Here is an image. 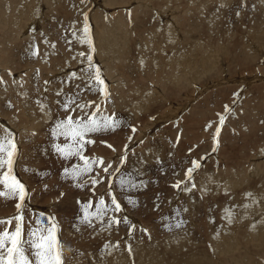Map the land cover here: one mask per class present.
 Here are the masks:
<instances>
[{
    "label": "rangeland",
    "instance_id": "374dc122",
    "mask_svg": "<svg viewBox=\"0 0 264 264\" xmlns=\"http://www.w3.org/2000/svg\"><path fill=\"white\" fill-rule=\"evenodd\" d=\"M6 1L0 0L1 17L5 19L13 14L12 18L15 21L19 19L16 22L19 24L16 28L14 25L7 28L5 24L6 28H3V23H0L3 25H0V131L9 130L18 149L12 174L25 185L27 193L22 208L25 230L37 227V222H42L40 226L43 227L54 223L63 247V258L66 259L64 264H72L74 255L85 262L93 250L94 254L101 252L102 248L111 252L119 247L118 243H123L126 254L130 255L131 241L135 239L148 243L150 239L162 241L173 237V234L178 235L175 237L185 236L192 245L181 253L179 260H185L190 253L196 252L198 260L206 262L210 259L211 264H237L241 255L244 256L245 264H264V232L253 236L249 233L255 224L264 223V13L260 11L264 8V0H199L200 5L195 6L192 4L193 0H178L179 3L177 0H170L173 3H169V0H55L51 4L48 3L50 0H13L10 1L12 3L8 1L9 9L4 7ZM184 7L193 9H188V12L183 10ZM196 15L199 18L195 25L187 23L188 18L193 19ZM97 21L100 22L99 25ZM177 23L189 25L190 28L194 25L196 30H177ZM116 26L119 28H115ZM12 27L16 29L15 32ZM104 31L106 35L103 34ZM170 32L172 34L168 35ZM40 33L41 36H38ZM102 34L113 40V43L107 42V47H110L108 49L102 40ZM9 37H12V42ZM251 38H254L253 42ZM98 42H101L102 47ZM107 50L112 51L111 56L106 55H109ZM173 52L187 53L192 60H179L181 64L171 63ZM88 56L91 60H88ZM246 56L253 58L248 60ZM19 59L23 60L16 62ZM201 63L203 67L200 66ZM171 68L184 75L180 77L183 82L173 79L169 72ZM96 69L104 81L103 85L90 79ZM145 70L146 73H143ZM188 79L191 83H188ZM124 97L130 100L127 101ZM73 100L75 103H72ZM125 102H128V108ZM122 103L126 108L120 106ZM76 104H89L90 107L81 110ZM136 104L146 108L137 109ZM65 105H69L67 111ZM6 109L9 111L6 112ZM85 113L88 115L85 116ZM93 114L101 126L99 130L86 134L85 139L91 143H85L82 151L89 159L102 158L103 164L98 167L93 165L92 172L76 178L65 174V169L83 167L84 160L77 156L65 159L55 150L54 145L69 143L63 136L55 134L57 125L68 116L86 121ZM221 117L224 118L222 124ZM106 118H111L109 123L115 121V126L104 127ZM229 129L231 132L235 131V134H231ZM238 131L243 133L237 136ZM251 144L254 148H251ZM249 146L251 150L247 148ZM140 147L142 151L146 150V154H151V149L160 147L158 152L155 151V158L158 159L152 157L155 152L152 156L149 154L148 159L146 156L145 158ZM147 147L151 148L150 152ZM243 150L247 152L244 153ZM135 153L140 154L137 157ZM39 159L43 162L40 163ZM246 159L249 160L246 162ZM105 161H109L107 165ZM137 161H144L143 168L139 167L141 164ZM193 161H199L200 166L192 173L191 179H188L186 174L193 167ZM37 162L43 165L38 167ZM105 165H111L107 172L103 171ZM134 165L135 168L139 167L138 171ZM217 169L222 171L218 173ZM4 171L6 169L0 170V178ZM229 174L239 178L237 185L226 181L221 187H209V191L206 186L204 190L201 188L204 179L214 176L225 178ZM202 175L208 178H202ZM180 176L185 177L182 180ZM193 177H197L196 181ZM92 179L100 182L94 185L91 183ZM194 181L199 183L198 186ZM178 183L180 186L174 187ZM199 185L201 189H198ZM190 187H198L199 191L191 189V192ZM0 190H4L2 185ZM248 193L252 195L249 196ZM185 195H192L191 199L196 205L192 204V209L198 211L203 208L204 211L198 215L193 214L191 208H188L189 202L186 203L190 197ZM112 197L121 206L119 210L113 211L115 205L111 204ZM101 198L113 212L108 209L105 218H96L91 213L96 211L95 207H98ZM17 201L15 198L0 197L1 207L3 205V208L0 207V220L8 221L20 214L15 208L19 202ZM89 202L92 207L85 209L84 206ZM201 202L204 204L201 205ZM235 206L245 213L241 219L230 223ZM123 208L127 211L131 209L129 212L132 215L126 216ZM166 209L168 212L163 213ZM119 211L123 214L119 215ZM116 215H119L120 220ZM85 216L91 220V224L82 222ZM124 219L126 228L122 222ZM176 219L179 222L175 223ZM112 220L122 222L125 229L119 230V222L113 224ZM173 222L175 226L171 231L169 224ZM195 223L205 227L202 229V236L198 235L199 238L202 237L197 238L199 240L195 238L201 229L197 230L198 225ZM209 223H212L211 227ZM14 226V221L7 225L10 230ZM217 226L233 230L229 254L216 255L220 251L219 247L215 253L207 249L206 233L209 234ZM4 227L2 225L0 229ZM110 228L119 233H116V242L107 241L112 237L108 234Z\"/></svg>",
    "mask_w": 264,
    "mask_h": 264
},
{
    "label": "bare ground",
    "instance_id": "6f19581e",
    "mask_svg": "<svg viewBox=\"0 0 264 264\" xmlns=\"http://www.w3.org/2000/svg\"><path fill=\"white\" fill-rule=\"evenodd\" d=\"M8 1L10 2V1H13V0H7L6 2H5V5H4V7L5 8H7V9H9L8 7L10 6V4L8 3ZM33 1V0H32ZM36 1H38V0H36ZM44 1V0H43ZM48 1V0H47ZM170 1V0H169ZM168 1V2H169ZM173 1V0H172ZM172 1H170L169 3H171ZM238 1V0H237ZM45 2H46V0H45ZM81 2V1H80ZM113 2V1H112ZM177 2H178V0H177ZM176 2V3H177ZM181 2H183V0L181 1ZM189 2V1H188ZM4 3V2H3ZM10 3H12V2H10ZM42 3V2H41ZM48 3L49 4H51V3H55V0H50V1H48ZM173 3V2H172ZM175 3V4H176ZM179 3V2H178ZM186 3H187V1H186ZM262 3H263V5H264V2L262 1ZM2 4V3H1ZM0 4V5H1ZM39 4H40V1H39ZM47 4V3H46ZM79 3H77V5H78ZM112 4V3H111ZM114 4V3H113ZM181 4V3H180ZM192 4L195 6V5H200V3H199V0H193L192 1ZM239 4V3H238ZM257 4H259V3H257ZM28 5V4H27ZM182 5H186V4H182ZM182 5H181V7H182ZM188 5V4H187ZM3 6V5H2ZM47 6H49V5H47ZM177 6V5H176ZM178 6H179V4H178ZM260 6V5H259ZM1 7V6H0ZM24 7V6H23ZM28 7V6H27ZM171 7V6H170ZM186 7V6H185ZM185 7H184V9L183 10H186V11H188V9H190L189 7H188V9H185ZM238 7V6H237ZM236 7V8H237ZM240 7V6H239ZM257 8H258V6H256ZM85 8H87L86 6H85ZM173 8V7H172ZM235 8V9H236ZM241 8V7H240ZM261 8H262V6H261ZM260 8V9H261ZM174 9H176V8H174ZM193 9V8H192ZM192 9H190V10H192ZM235 9H234V11H235ZM259 9V10H260ZM41 10V9H40ZM85 10V9H84ZM83 10V11H84ZM162 10V9H161ZM163 11V10H162ZM260 11H263V12H261V13H264V8H262V10H260ZM6 13H7V11H5ZM10 12V11H9ZM74 12V11H73ZM182 12V11H181ZM189 12V11H188ZM1 13V12H0ZM4 13V12H3ZM2 13V16L4 15ZM94 13V12H93ZM92 13V14H93ZM178 13H179V11H178ZM178 13H174V15L175 14H178ZM35 14H36V12H35ZM34 14V15H35ZM39 14H40V12H39ZM11 15H13V14H11ZM11 15H9V16H4L5 17V19L3 18V17H1V15H0V17H1V19H0V23H3V25L2 24H0L1 26H3V28L5 27L6 28V26H5V24L7 25V28H9L8 26H10V25H14V27L16 26V27H18V24L19 23H16V22H18V20L19 19H17L16 21H15V18H12V16ZM184 15V14H183ZM186 15V14H185ZM232 15V14H231ZM233 15H234V13H233ZM264 14H262V16H263ZM20 16V15H19ZM28 16V15H27ZM78 16V15H77ZM80 16V15H79ZM85 16V15H84ZM96 16V15H95ZM124 16V15H123ZM26 17V16H25ZM30 17V16H29ZM134 17V16H133ZM93 18V17H92ZM126 18V17H125ZM199 18V16L198 15H196V17L195 18H193V19H187V23H192V24H194L195 25V22L197 21V19ZM94 19H96V18H94ZM134 19V18H133ZM229 19V18H228ZM231 19V18H230ZM26 20V19H25ZM81 20V19H80ZM93 20V19H92ZM97 20H98V18H97ZM96 21V20H95ZM99 21V20H98ZM98 21H97V23H98ZM150 21V20H149ZM228 21V20H227ZM40 22V21H39ZM229 22V21H228ZM20 23H21V21H20ZM24 23V22H23ZM26 23V22H25ZM29 23V22H28ZM100 23V22H99ZM99 23H98V25H99ZM213 22H212V20L210 21V24H212ZM22 24V23H21ZM96 24V23H95ZM133 24V23H132ZM150 24V23H149ZM163 24V23H162ZM235 24H237V23H235ZM167 25V24H166ZM194 25H193V27L192 28H190V26L189 25H186V24H178L177 23V25L175 26V28L177 29V30H179L180 28L181 29H183V30H185V31H190L191 29L192 30H196L195 29V27H194ZM250 25H252V22L250 23ZM0 26V27H1ZM128 26V25H127ZM168 26V25H167ZM166 26V27H167ZM231 26V25H230ZM233 26V25H232ZM231 26V27H232ZM236 26V25H235ZM234 26V27H235ZM258 26V25H257ZM15 27V28H16ZM119 28V26H116L115 28ZM134 27V26H133ZM149 27V26H148ZM152 27V26H151ZM162 27H163V25H162ZM170 27V26H169ZM11 28V27H10ZM13 28V27H12ZM20 28V27H19ZM76 28V27H75ZM115 28H114V30H115ZM150 28V27H149ZM148 28V29H149ZM164 29H165V26L163 27ZM14 29V28H13ZM95 29V28H94ZM147 29V28H146ZM8 30V29H7ZM6 30V31H7ZM11 31H12V29H10ZM15 30L16 29H14V32H15ZM119 30V29H118ZM165 30H167V29H165ZM164 30V31H165ZM227 31H228V29H226ZM18 31V30H17ZM75 31V30H74ZM116 31V30H115ZM184 31V32H185ZM13 32V31H12ZM19 32V31H18ZM73 32V31H72ZM76 32H78V31H76ZM94 32H95V30H94ZM166 32V31H165ZM169 32V31H168ZM4 33V32H3ZM3 33H1V34H3ZM6 33V32H5ZM20 33V32H19ZM33 33V32H32ZM106 32L104 31V35H106L105 34ZM7 34V33H6ZM5 34V35H6ZM72 34V33H71ZM76 33H74V35H75ZM102 34V35H103ZM134 34V33H133ZM170 34H172V32H170L168 35H170ZM248 34V33H247ZM4 35V34H3ZM3 35H1V37L3 36ZM4 35V36H5ZM9 35V34H8ZM11 35V34H10ZM9 35V36H10ZM38 35V34H37ZM42 35H44V34H42ZM98 35V34H97ZM103 35V36H104ZM132 35V34H131ZM146 35V34H145ZM3 36V37H4ZM15 36V35H14ZM14 36H13V38H14ZM36 36V35H35ZM38 36H41V33L38 35ZM132 36H134V35H132ZM144 36V35H143ZM147 36V35H146ZM29 37V36H28ZM101 37V36H100ZM100 37H99V41H100ZM106 37V38H105ZM148 37V36H147ZM247 37H248V35H247ZM251 37V36H250ZM37 38V37H36ZM74 38H76V37H74ZM97 38H98V36H97ZM102 38V37H101ZM104 39H102L103 40V42H105V44H106V46L105 47H107V44L108 43H113V40L112 39H110L108 36H104L103 37ZM144 38V37H143ZM194 38V37H193ZM12 40V37L10 38L9 37V40ZM38 39V38H37ZM37 39H36V41H37ZM39 39H40V37H39ZM252 39V38H251ZM254 39V38H253ZM251 40L252 42L254 41V40ZM1 40H3V39H1ZM8 40V39H7ZM6 40V41H7ZM10 40V41H11ZM24 40V39H23ZM42 40H43V36H42ZM136 40V39H135ZM44 41V40H43ZM77 40L75 39V42H76ZM251 41H249V42H251ZM8 42V41H7ZM12 42V41H11ZM45 42V41H44ZM102 42V41H101ZM101 42H98L99 44L98 45H100L101 44ZM108 42V43H107ZM138 42V41H137ZM185 42V41H184ZM10 43V42H9ZM36 43V42H35ZM40 43V42H39ZM43 43V42H42ZM82 43V42H81ZM136 43V42H135ZM139 43V42H138ZM2 44V43H1ZM14 44V43H13ZM49 44V43H48ZM80 44V43H79ZM137 44V43H136ZM140 44V43H139ZM251 44V43H250ZM9 45V44H8ZM7 45V46H8ZM87 45V44H86ZM10 47H11V45H9ZM32 46H33V43H32ZM41 46H43V45H41ZM47 46V45H46ZM49 46V45H48ZM78 46V45H77ZM83 46H84V44H83ZM88 46V45H87ZM101 46V45H100ZM104 46V45H103ZM5 47H6V44H5ZM45 47V46H44ZM44 47H42L43 49H44ZM50 47V46H49ZM102 47V46H101ZM109 47V46H108ZM108 47H107V49H108ZM1 48V47H0ZM3 48V47H2ZM7 48H9V47H7ZM32 48V47H31ZM90 48V47H89ZM110 48V47H109ZM143 48V47H142ZM194 48V47H193ZM4 49V48H3ZM10 49V48H9ZM13 49V48H12ZM41 49V48H40ZM87 49H88V47H87ZM87 49H86V52H87ZM34 50V49H33ZM78 50V49H77ZM1 51H3V50H1ZM81 51V50H80ZM140 51V50H139ZM43 52H45V51H43ZM43 52H41V53H43ZM83 52V51H82ZM81 52V53H82ZM107 53H109V55L108 54H106L107 56H111L110 54L112 53V51H109V50H107L106 51ZM46 53V52H45ZM80 53V52H79ZM88 53V52H87ZM100 53H103V52H100ZM189 53V52H188ZM196 53V52H195ZM12 54H14V53H12ZM38 54V53H37ZM39 54H40V52H39ZM84 54H86V53H84ZM173 55L171 56V63H173V62H177V63H179L178 61L180 60V61H191L192 60V57H190V55H186L187 53H183V54H175L174 52L172 53ZM208 54H209V52H208ZM249 54H250V52H249ZM249 54H247V55H249ZM43 55H44V53H43ZM198 56V55H197ZM209 56V55H208ZM255 56V55H254ZM89 57V56H88ZM207 57V56H206ZM249 57H251L250 55H249ZM249 57H247L246 56V58L248 59ZM252 58H253V56H252ZM251 58V59H252ZM16 59V58H15ZM21 59V58H20ZM19 59V61H16V62H18V63H20L22 60H20ZM24 59H25V57H24ZM211 59V58H210ZM250 59V58H249ZM248 59V60H249ZM250 59V60H251ZM89 60V59H88ZM2 61V60H1ZM24 61H27V60H24ZM199 61V60H198ZM201 61V60H200ZM208 61V60H207ZM141 62V61H140ZM197 62V61H196ZM4 63V62H3ZM184 63V62H183ZM208 63V62H207ZM22 64H24V63H22ZM138 64V63H137ZM179 64H181V63H179ZM188 64H190V63H188ZM199 64H200V62H199ZM199 64L197 65V67L199 66ZM3 65V64H2ZM25 65V64H24ZM23 65V66H24ZM142 65V64H141ZM177 65V64H176ZM22 66V67H23ZM193 66L195 67V65L193 64ZM193 66H190V67H193ZM200 66H202L203 67V64L201 63V65ZM257 65H255V67H256ZM137 67H138V65H137ZM136 67V68H137ZM143 67V66H142ZM178 67H179V65H178ZM197 67H196V69H197ZM206 68H207V64H206V66H205ZM141 68V67H140ZM143 68H145V67H143ZM199 68V67H198ZM138 69V68H137ZM142 69V68H141ZM195 69V70H196ZM205 69V68H204ZM204 69L202 70V69H199V71L201 70V71H204ZM1 70V69H0ZM136 70V69H135ZM134 70V71H135ZM143 71H144V69H142ZM191 70H194V69H192L191 68ZM258 70V69H257ZM197 71V70H196ZM255 71V70H254ZM140 72V71H139ZM167 72V71H166ZM169 72L173 75V79H176V80H179L180 79V77H181V75H183V74H181L180 75V72L178 71V70H173L172 68L169 70ZM198 72V71H197ZM196 72V73H197ZM253 72V71H252ZM135 73H137V72H135ZM143 73H146V70H145V72H143ZM193 73H195V71L193 72ZM202 73V72H201ZM260 73H262V72H260ZM138 74V73H137ZM141 74H142V72H141ZM198 74H200V73H198ZM135 75V74H134ZM145 75V74H144ZM159 75V74H158ZM170 75V74H169ZM186 75H188L187 73H186ZM190 75H192V74H190ZM34 76V75H33ZM52 76H53V74H52ZM167 76H168V73H167ZM184 76V75H183ZM194 76H195V74H194ZM193 76V77H194ZM35 77V76H34ZM34 77H32V80H34L33 78ZM54 77V76H53ZM52 77V78H53ZM141 77H142V75H141ZM189 77V76H188ZM191 77V76H190ZM189 77V78H190ZM134 78H137L136 76L134 77ZM160 78V77H159ZM54 79V78H53ZM156 79H158V77L156 78ZM161 79V78H160ZM191 79H192V77H191ZM194 79V78H193ZM55 80V79H54ZM117 80V79H116ZM121 80V79H120ZM119 80V81H120ZM135 80H137V79H135ZM159 80V79H158ZM181 80V79H180ZM189 80V79H188ZM121 81H123V79L121 80ZM121 81H120V84H121ZM182 82H183V80H181ZM181 81H180V83H181ZM55 82V81H54ZM159 83H161L160 82V80L158 81ZM193 82H195V81H193ZM192 82V83H193ZM33 83H34V81H33ZM123 83V82H122ZM188 83H191L190 82V80L188 81ZM185 84V83H184ZM192 87V86H191ZM192 89V88H191ZM200 90V89H199ZM193 93H195L194 91H193ZM129 97H130V95H129ZM2 98V97H1ZM0 98V99H1ZM125 99H126V97H124ZM123 98V99H124ZM128 98V97H127ZM131 98V97H130ZM214 99V98H213ZM212 99V100H213ZM127 101L128 100H130V99H126ZM1 101H2V99H1ZM120 102H121V100H119ZM122 101H125V100H122ZM120 102H119V104H120ZM193 102V101H192ZM126 103V102H125ZM130 103V102H129ZM131 103H133V101L131 102ZM197 103H199V102H197ZM3 104V103H2ZM134 104H135V102H134ZM133 104V105H134ZM10 104H8V106H9ZM123 105V103L120 105L122 108L123 107H125L126 105H127V108H128V102L126 103V105L125 106H122ZM130 105V104H129ZM132 105V104H131ZM132 105V106H133ZM264 105V104H263ZM262 105V106H263ZM132 106H130V107H132ZM135 106V105H134ZM133 106V107H134ZM136 106H137V104H136ZM3 107V106H2ZM129 107V108H130ZM132 107V108H133ZM138 107V106H137ZM140 107V106H139ZM137 108V109H142V107L145 109L146 107L145 106H142V107H140V108ZM9 108V107H8ZM7 108V109H8ZM126 108V107H125ZM7 109H6V112H8L7 111ZM11 109H12V107H11ZM118 109V108H117ZM126 110V109H125ZM130 110V109H129ZM132 111H134V109L133 110H131V112ZM136 111V110H135ZM120 112V111H119ZM138 112V111H137ZM139 112H141V111H139ZM127 113V112H126ZM133 113H135V112H133ZM141 113H143V112H141ZM111 114H113V112L111 113ZM121 114V113H120ZM123 114V113H122ZM137 114V113H136ZM144 114V113H143ZM142 114V115H143ZM186 114H188V113H186ZM128 115V114H127ZM141 115V114H140ZM143 116H145V114L143 115ZM147 116V115H146ZM127 117V116H126ZM142 117V116H141ZM125 118V117H124ZM135 118V117H134ZM127 119V118H126ZM129 119H132V118H129ZM128 119V120H129ZM137 119V118H136ZM262 119V118H261ZM134 120V119H133ZM141 120V119H140ZM156 120V119H155ZM161 120V119H160ZM264 120V119H263ZM261 121V120H260ZM138 122V121H137ZM178 122V121H177ZM192 122H194V121H192ZM120 123V125H121V122H119ZM118 124V123H117ZM137 124V123H136ZM193 124V123H192ZM263 124V123H262ZM147 125V124H146ZM136 126V125H135ZM180 126V125H179ZM263 126V125H262ZM116 128H117V126H116ZM135 128V127H134ZM114 129V128H113ZM120 129V128H119ZM180 129H182V128H180ZM230 129H233V128H230ZM229 129V130H230ZM237 130V129H236ZM149 131V130H148ZM240 131H241V129H240ZM240 131H238V133H236L237 134V136H239L238 134L240 133ZM120 132V131H119ZM129 132H131V131H129ZM139 132V131H138ZM232 132H234V134H235V131H232ZM232 132H231V130H230V133L232 134ZM259 132H261V131H259ZM241 133H243V132H241ZM240 133V134H241ZM263 133H264V131H263ZM129 134V133H128ZM234 134H233V136H234ZM259 134V133H258ZM117 135V134H116ZM115 135V136H116ZM119 135V134H118ZM135 135H137V134H135ZM177 135V134H176ZM138 136H139V134H138ZM186 136H187V134H186ZM237 136H235V137H237ZM260 136V135H259ZM262 136V135H261ZM256 137V136H255ZM263 137V136H262ZM114 138H116V137H114ZM136 138V137H135ZM163 138V137H162ZM139 139H140V137H139ZM142 139V138H141ZM147 139V138H146ZM146 139H144V141L146 140ZM156 139V138H155ZM254 140L256 139V138H253ZM258 139H259V137L256 139L257 141H258ZM260 139H262L261 137H260ZM114 140V139H113ZM125 140H127L126 138H125ZM134 140H136V139H134ZM157 140H158V137H157ZM172 140V139H171ZM253 140V141H254ZM133 141V140H132ZM158 141H160V140H158ZM252 141V140H251ZM257 141H255L256 143H257ZM100 142V141H99ZM140 142V141H139ZM142 142V141H141ZM223 142V141H222ZM259 142H260V140H259ZM21 143V142H20ZM19 143V144H20ZM101 143V142H100ZM104 143V142H103ZM161 143V142H160ZM220 143V142H219ZM254 143V142H253ZM252 143V144H253ZM102 144V143H101ZM115 144H117V143H115ZM125 144V143H124ZM123 144V145H124ZM142 144V143H141ZM218 144V143H217ZM252 144H251V148H254L253 146H252ZM264 144V143H263ZM22 145V144H21ZM104 145V144H103ZM144 145V144H143ZM212 145V144H211ZM222 146H223V144H221ZM254 145H256V144H254ZM262 145V144H261ZM172 146H174V145H172ZM259 146V145H258ZM160 147H162V146H160ZM159 147V148H160ZM115 148H116V146H115ZM141 148V147H140ZM148 148V147H147ZM159 148L157 149V147L155 148V150L154 149H151V150H153L152 151V153L153 152H155V151H157L158 152V150H159ZM165 148V147H164ZM163 147H162V149H164ZM174 148V147H173ZM247 148H249L250 150H251V148H250V146L249 147H247ZM246 148V149H247ZM257 148H259V147H257ZM264 148V147H263ZM139 149V148H138ZM150 149L148 148L147 150H149L148 152H150ZM157 149V150H156ZM161 149V150H162ZM170 149V148H169ZM176 149V148H175ZM178 149H180V148H178ZM218 149V148H217ZM101 150H102V148H101ZM143 149L141 148V151H142ZM166 151H167V149H165ZM249 150V151H250ZM260 150V149H259ZM262 150V149H261ZM23 151V150H22ZM130 151V150H129ZM141 151H138V152H141ZM166 151H165V153H166ZM170 151V150H169ZM173 151V150H172ZM264 151V150H263ZM262 151V152H263ZM132 152V151H131ZM145 152V153H144ZM243 152H244V150H243ZM245 152H247V151H245ZM244 152V153H245ZM261 152V153H262ZM106 153V152H105ZM142 153L144 154H142L144 157L146 156H148L149 154L147 153L146 154V150L144 149V151H142ZM151 153V154H152ZM161 153V152H160ZM160 153H158V154H160ZM179 153V152H178ZM136 155H137V153H135ZM140 154V153H139ZM139 154L137 155V157L139 156ZM150 154V156H152ZM156 152H155V156L153 155L152 157H156ZM163 154V153H162ZM162 154H161V156H162ZM168 154V153H167ZM182 154H184V153H182ZM249 154H250V152H249ZM254 154H255V152H254ZM259 154V153H258ZM264 154V153H263ZM170 155V154H169ZM174 155V154H173ZM181 155V154H180ZM243 155V154H242ZM85 156H88V155H85ZM149 156V157H150ZM166 156V155H165ZM176 156V155H175ZM250 156H252V155H250ZM249 156V157H250ZM260 156V155H259ZM91 157V156H90ZM129 157V156H128ZM134 157V156H133ZM145 157V158H146ZM152 157L150 158V159H152ZM172 157V156H171ZM198 157V156H197ZM23 158V157H22ZM104 158V157H103ZM140 158V157H139ZM143 159V160H146L145 162H147V159H148V157H147V159ZM169 158V157H168ZM42 159H44V158H42ZM128 158H126V160H127ZM131 159V158H130ZM129 159V160H130ZM133 159V158H132ZM149 159V160H150ZM156 160L158 159V158H155ZM154 159V160H155ZM174 159H176V158H174ZM245 159V158H244ZM40 160V163H42L43 161H41V159H39ZM38 160V161H39ZM105 160V159H104ZM117 160H119V159H117ZM149 160H148V162H149ZM160 160V159H159ZM161 160H162V158H161ZM177 160V159H176ZM210 160V159H209ZM247 160H249V159H246V162H247ZM50 161H52V160H50ZM132 161V160H131ZM135 161V160H134ZM140 161V160H139ZM151 161V160H150ZM197 161V160H196ZM200 161V160H199ZM198 161V162H199ZM109 162V161H108ZM107 162V163H108ZM116 162V161H115ZM133 162V161H132ZM138 162V161H137ZM163 162V161H162ZM250 161H248V163H249ZM261 162V161H260ZM263 162V161H262ZM37 163H39V162H37ZM40 163L39 164H37L38 165V167L39 166H41V165H43V164H41L40 165ZM105 163H106V161H105ZM107 163H106V165H107ZM139 164H141V166H139V164H137L139 167H142V165L144 166V164H142V163H144V161L143 162H138ZM151 163V165H152V161L150 162ZM157 163V162H156ZM241 163H242V161H241ZM51 164H52V162H51ZM112 164V163H111ZM116 164V163H115ZM130 164V163H129ZM243 164V163H242ZM242 164H241V166H242ZM246 164V163H245ZM251 164H252V162H251ZM261 164V163H260ZM44 165H45V163H44ZM105 165V166H106ZM113 165H114V163H113ZM119 165V164H118ZM121 165V164H120ZM147 165V164H146ZM183 165V164H182ZM192 165V164H191ZM221 165H223V164H221ZM262 165H264V163L262 164ZM54 166V165H53ZM193 166V165H192ZM204 166V165H203ZM249 166V165H248ZM20 167V166H19ZM31 167V166H30ZM48 167V166H47ZM136 167V165H134V168ZM138 167V168H139ZM179 167V166H178ZM183 167V166H182ZM224 167V166H223ZM245 167H246V165H245ZM53 168V167H52ZM128 168V167H127ZM132 168H133V166H132ZM138 168H135V169H137V171H138ZM143 168V167H142ZM149 168V167H148ZM201 168V167H200ZM216 168V167H215ZM219 168V167H218ZM248 168V167H247ZM247 168H245V171H247L248 172V170H246ZM256 168H258V167H256ZM135 169L133 170V172L135 171ZM205 169V168H204ZM220 169V168H219ZM223 169V168H222ZM242 169H243V167H242ZM1 170V169H0ZM3 170V169H2ZM114 170V169H113ZM129 170V169H128ZM140 170H141V168H140ZM139 170V171H140ZM185 170V169H184ZM200 170V169H199ZM244 170V169H243ZM26 171H28V170H26ZM37 171V170H36ZM42 171V170H41ZM115 171V170H114ZM125 171V170H124ZM216 170H214V172H215ZM217 171H218V169H217ZM216 171V172H217ZM220 171H222V170H220ZM220 171H218V173L220 172ZM19 172V171H18ZM25 171H23V173H24ZM141 173H142V171H140ZM150 172V171H149ZM199 172V171H198ZM20 173V172H19ZM121 173V172H120ZM212 173H213V171H212ZM218 173H215V174H218ZM148 174V173H147ZM211 174V173H210ZM120 175V174H119ZM132 175H134V174H132ZM149 175V174H148ZM206 175V174H205ZM204 175V177H203V175L201 176L202 178H208V177H206ZM212 175V174H211ZM213 175H214V173H213ZM212 175V176H213ZM25 176V175H24ZM125 176V175H124ZM173 176V175H172ZM171 176V177H172ZM208 176H210V175H208ZM45 177H47V176H45ZM107 177V176H106ZM116 177V176H115ZM170 177V176H169ZM183 177H185V176H183ZM183 177L182 176H180V178H182V180H183ZM201 177L199 178V179H201ZM25 178H27V177H25ZM118 178V177H117ZM194 178V177H193ZM197 178V177H196ZM196 178H194V180L196 179ZM198 179V180H199ZM26 180V179H25ZM144 180V179H143ZM146 180V179H145ZM121 181V180H120ZM196 181V180H195ZM194 181V182H195ZM226 181H231L232 182V184L233 185H237L238 183H239V178L238 177H236L235 175H232V174H229L227 177H225V178H222V177H220V176H214L213 178H208V179H204L202 182L204 183V185H202V187L199 185V188L198 189H203L204 188V186H206L207 187V190L209 191V187H212V186H214L215 188H217V187H221ZM28 183H30V182H28ZM186 183V182H185ZM185 183H184V186H185ZM196 183V186H198L197 184H199V183H197V182H195ZM31 184V183H30ZM200 184H202V183H200ZM33 185V184H32ZM31 185V186H32ZM122 185V184H121ZM58 186V185H57ZM190 186H192V185H190ZM188 187V186H187ZM186 187V188H187ZM192 187H194V186H192ZM192 187H190L189 188V190H191V189H194V191L197 189H195V188H192ZM201 187V188H200ZM213 187V188H214ZM115 189V188H114ZM196 190V191H199V190ZM205 189V188H204ZM203 189V190H204ZM65 190V189H64ZM158 190V189H157ZM159 191V190H158ZM183 191V190H182ZM185 191H187V190H185ZM184 191V192H185ZM202 191V190H201ZM62 192V191H61ZM60 192V193H61ZM174 192V191H173ZM176 192H178L177 190H176ZM175 192V193H176ZM183 192V193H184ZM191 192H193L192 190H191ZM65 193H66V191H65ZM105 193H107V192H105ZM158 193V192H157ZM187 193H188V191H187ZM190 193V192H189ZM188 193V194H189ZM199 193V192H198ZM202 193V192H201ZM200 193V194H201ZM177 194V193H176ZM179 194V193H178ZM184 194H186V193H184ZM121 195V194H120ZM182 195V194H181ZM59 196V195H58ZM122 196V195H121ZM185 196H187V197H190V196H188V195H185ZM107 197V196H106ZM145 197V196H144ZM185 198V199H188V198ZM191 197H192V195H191ZM191 197L189 198V201L187 200H184V201H186V203L187 202H189V204H187L188 205V208L192 205V204H194L193 203V200L191 199ZM198 197V196H197ZM103 198H104V196H103ZM146 198V197H145ZM174 198V197H173ZM193 198V197H192ZM204 198V197H203ZM263 198V197H262ZM13 199V198H12ZM194 199H195V197H194ZM4 200H6V199H4ZM28 200V199H27ZM120 200V199H119ZM173 200H175V199H173ZM253 200H254V198H253ZM253 200H252V202H253ZM134 201V200H133ZM195 201H196V199H195ZM18 202V201H17ZM132 202V201H131ZM172 202V201H171ZM198 202V201H197ZM134 204H135V201L133 202ZM199 203V202H198ZM198 203H196V204H198ZM202 204L201 205H203L204 203L203 202H201ZM124 204V203H123ZM129 204H130V202H129ZM132 204V203H131ZM174 204V203H173ZM182 204V203H181ZM185 204V202H183V205ZM186 205V206H187ZM195 205V204H194ZM199 206H200V203L198 204ZM197 205V206H198ZM215 206H216V204H214ZM213 205V206H214ZM124 206V205H123ZM129 206V205H128ZM127 206V207H128ZM176 206H178V205H176ZM196 206V205H195ZM0 207H1V204H0ZM14 207V206H13ZM121 207V206H120ZM170 206H168V208H169ZM173 207H175L174 205H173ZM192 207V206H191ZM190 207V208H191ZM204 207V206H203ZM236 207V206H235ZM234 207V209H233V216H232V219H229V222L231 223L233 220L234 221H238L239 219H241L242 217H243V215H244V213H245V211L244 210H240V209H238V207H236L235 208ZM1 208H3V205H2V207ZM15 208H16V206H15ZM95 208H97V206L95 207ZM113 208V207H112ZM126 208V207H125ZM125 208H123V213H125L126 214V216H131L132 214H131V212H129V211H131V209L129 210V211H127V210H125ZM132 208V207H131ZM166 208V207H165ZM178 208H180V206L178 207ZM183 208H185V206H183ZM187 208V209H188ZM190 208H189V210H190ZM193 208V207H192ZM191 208V210H192V212H194L193 214H199V213H201L202 211H204L203 210V208H201V206L199 207V208H201V209H199L198 211H196V209L194 210V209H192ZM195 208V207H194ZM205 208V207H204ZM108 209L110 210V211H112L109 207H108ZM163 209H164V207H163ZM23 210V209H22ZM120 210H122V209H120ZM125 210V211H124ZM161 210V209H160ZM177 210V209H176ZM12 211V210H11ZM113 211H114V209H113ZM112 211V212H113ZM184 211V210H183ZM188 211V210H187ZM211 211V210H210ZM209 211V212H210ZM112 212H110V213H112ZM165 212H168L167 211V209H166V211L164 210V212L163 213H165ZM173 212V211H172ZM190 212V211H189ZM122 213V214H123ZM163 213L161 214V215H163ZM183 213V212H182ZM191 213V212H190ZM1 214V213H0ZM121 214V211H119V215ZM121 214V215H122ZM184 214V213H183ZM192 214V215H193ZM216 214V213H215ZM113 215H114V213H113ZM119 215H116V218L117 219H119ZM191 214H190V216H192ZM164 216V215H163ZM181 216H183V215H181ZM107 217H109V214H108V216ZM192 217H194L195 218V216H192ZM104 218H105V216H104ZM104 218H102V219H104ZM164 218V217H163ZM168 218V217H167ZM174 219H175V216L173 217ZM196 218H198V217H196ZM129 219V218H128ZM171 219V218H170ZM120 220V219H119ZM100 221H102L101 219H100ZM122 221V220H121ZM131 221H133V220H131ZM162 221V220H161ZM168 221V220H167ZM96 222V221H95ZM98 222H99V220H98ZM97 222V223H98ZM123 222V225L125 224V219H124V221H122ZM122 222H119V226H118V229L119 230H124L125 228H126V224H125V228L123 229V227L124 226H122ZM163 222V221H162ZM176 222H179V220L178 219H176V221H175V223ZM103 223V222H102ZM101 224V223H100ZM114 224V223H113ZM168 225V224H167ZM195 225H196V223H195ZM198 225V226H197ZM197 227H196V229L198 228V229H201V231H199L198 233H197V235L196 234H194V235H196V236H202V234H203V230L202 229H205V227H203L202 225H200V223L198 224L197 223ZM0 226H2V225H0ZM62 226V225H61ZM174 226H175V224H174V222L173 223H170L169 224V227H171V231L173 230V228H174ZM209 226L211 227L212 226V223H209ZM216 227V226H215ZM215 227H213L212 229H211V231L209 232V234H207L206 233V238H207V249L209 250V251H211V252H214L215 253V250H216V248L217 247H219L220 248V251L216 254V255H218V254H220V255H222L221 253H224L225 255L226 254H229V251L231 250V245H230V241L232 240V238L234 237L233 235H232V233H233V230H229V228L228 227H226L225 228V226L223 227V226H217V228H215ZM222 227V228H221ZM221 228V229H220ZM250 228V227H249ZM168 229H170V228H168ZM195 229V230H196ZM197 229V230H198ZM62 230V229H61ZM250 230V229H249ZM263 230V231H262ZM167 231V230H166ZM262 231V232H261ZM259 232V235L260 234H262L263 232H264V223L263 222H261V223H258V224H255V227L253 226L252 228H251V231L249 232L250 234H252V236L254 235V234H257ZM116 233H118L117 231H116V229H114V228H110V230H109V232H108V234H111V238L110 239H108L107 241L108 242H116ZM119 234V233H118ZM122 234V233H121ZM185 234H187V233H185ZM264 235V234H263ZM173 237H169V238H166L165 240H162V241H159V240H156V239H150L149 240V242L148 243H141V241L140 240H138V239H135L134 241H131L132 242V249H131V254L130 255H128V254H126V247L125 246H123L122 244L123 243H118V246L119 247H117L116 249H114V250H112L111 252L110 251H108V250H106L105 248H102L103 250L101 251V252H99L98 253V251H97V253L96 254H94L95 252H94V250L92 251V254H90V256L87 258V259H85V262H83L82 261V258H79V257H76L74 254H72L73 252H71V254L72 255H74L73 257V259L71 260L72 261V264H211L212 262H211V260L209 259L208 261H206V262H202V261H200V259L198 260V258H197V255H196V252H192V253H190L188 256H187V258L185 259V260H179V256L181 255V253L182 252H184L185 251V249L186 248H188V247H191L192 245H190L189 243H188V241H187V238L185 237V236H181V237H175V236H178V235H176V234H173L172 235ZM199 236L198 237H196L195 239H197V238H199ZM105 237V236H104ZM132 237V236H131ZM130 238V237H129ZM133 238H134V236H133ZM202 238V237H201ZM201 238H199V239H201ZM117 239H118V237H117ZM199 239H197V240H199ZM62 240H64V239H62ZM88 241V240H87ZM256 241H258V239H256ZM63 242V241H62ZM131 242H129L128 244L130 245L131 244ZM65 243H66V241H65ZM125 245V244H124ZM63 248V247H62ZM191 251V250H190ZM245 251H247V250H245ZM94 252V253H93ZM70 253V252H69ZM241 253H243V251L241 252ZM248 253V252H247ZM65 254V253H64ZM70 254V257L72 256ZM223 254V255H224ZM66 255V254H65ZM240 255V254H239ZM64 256V255H63ZM211 257H213L212 255H210ZM69 257V256H68ZM69 257V258H70ZM210 257V258H211ZM246 257V256H245ZM71 259V258H70ZM70 259L68 260V263H69V261H70ZM170 259H173L172 261H169ZM213 259V258H212ZM66 260V259H65ZM64 260V261H65ZM212 261H214V260H212ZM245 261H246V259H245ZM70 264V263H69ZM220 264V263H219ZM237 264H245L244 263V256H239L238 257V262H237ZM247 264H248V262H247Z\"/></svg>",
    "mask_w": 264,
    "mask_h": 264
},
{
    "label": "snow or ice",
    "instance_id": "6c2138e0",
    "mask_svg": "<svg viewBox=\"0 0 264 264\" xmlns=\"http://www.w3.org/2000/svg\"><path fill=\"white\" fill-rule=\"evenodd\" d=\"M85 36H87V29ZM35 54V53H34ZM91 60V57H88ZM91 67V66H90ZM75 75V74H73ZM90 79L95 80L97 83L103 85L104 81L100 78L99 70H95L94 76ZM47 83V82H46ZM90 87V86H89ZM59 95V93H57ZM75 103V100L72 101ZM67 111L69 105H65ZM76 107L83 110L90 107L89 104H76ZM99 106L97 105V109ZM88 114L85 113V116ZM93 114L86 121L81 118H73L68 116L65 121H61L57 125L56 135L63 136L69 143L61 146L54 145L55 150L60 153L62 157L68 159L72 156H77L84 160V166H76L71 170L65 169V174L72 175L76 178H82L84 174L93 171V165L97 167L103 164L102 158H87L83 155V147L85 143H91L85 139L86 134L99 130L101 124L94 118ZM223 117H221L220 123H223ZM111 118H106L104 121V127H114L115 121L109 123ZM219 129L217 130L218 135ZM110 147V146H109ZM18 155V149L14 142L13 134L4 129L0 131V169H6L3 173V177L0 178V185L3 186L4 190H0V197L15 198L18 199L16 208L18 214L11 220L4 221L0 220V225H5L4 228L0 229V264H64L63 249L62 245L56 234V225L53 223L49 227L40 226L42 222H37V227L28 228L25 230V221L22 214L23 201L26 198L25 185L20 182L12 173L13 165L15 164L16 157ZM199 163L193 161V167L188 169L187 178L191 179L192 173L199 167ZM108 165L103 168V171L107 172ZM102 179V178H101ZM100 181L92 179L91 183L96 184ZM179 183L174 187H179ZM247 195L251 196V193ZM111 204L115 205L114 210H119L120 205L117 203L115 197L111 198ZM85 209L91 208L92 203L89 202L84 206ZM108 205L105 200L101 198L98 202L96 211L91 213L92 216L99 218L106 216L108 211ZM248 207V205H245ZM15 222L13 229H9L7 225ZM82 222L91 224V220L85 216ZM119 221L112 220L111 223H118Z\"/></svg>",
    "mask_w": 264,
    "mask_h": 264
}]
</instances>
